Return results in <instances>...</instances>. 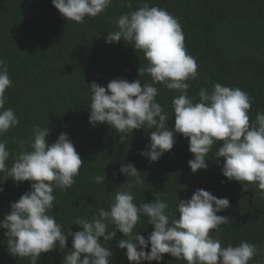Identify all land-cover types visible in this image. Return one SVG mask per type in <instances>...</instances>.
Listing matches in <instances>:
<instances>
[{"label": "trees", "instance_id": "obj_1", "mask_svg": "<svg viewBox=\"0 0 264 264\" xmlns=\"http://www.w3.org/2000/svg\"><path fill=\"white\" fill-rule=\"evenodd\" d=\"M127 7L122 0L111 5L96 17L84 18L83 23L66 20L52 0H0V59L5 61L12 81L5 91L4 108H11L19 125L10 128L0 140L7 141L10 151L9 167L22 150H30L33 125L48 127L49 144L61 132L67 133L83 164L75 183L66 190L54 189L55 217L65 235L82 230L73 224L77 217L93 218L101 207L109 210L115 193L127 187V176L120 172L122 164H133L145 182L132 189L138 206L152 202L156 194L169 207L166 213L172 220L179 218V200L190 199L197 189L209 191L217 198H227L230 206L217 215L229 217L219 230L210 231L219 238L222 247L236 246L241 241L256 245L261 255L248 264H264V192L255 182L229 180L222 174L224 158L213 153L222 145L218 141L209 152L207 169L193 173L188 161L194 157L189 151V140L175 134V143L155 162L140 154L150 144L149 132L141 127L133 132L118 134L107 122L93 126L89 122L90 83L107 87L118 78L129 82L140 79L152 83L147 73L140 76L138 69L148 66L144 53L121 39L106 43L108 32L118 30L116 20L125 12L137 10L143 3L166 9L178 19L184 36L186 53L195 58L198 79L186 81L188 95L199 101L200 89L212 90L216 83L240 88L251 97L248 110L250 122L258 112H264V0H130ZM158 89L156 100L168 112V126L174 128L175 114L172 100L180 93ZM123 136V142L120 141ZM25 141L21 148L20 141ZM105 173L104 183L94 177ZM2 175V174H0ZM0 187V220L11 211V203L30 190L31 182H14L8 178ZM249 192H252V196ZM149 219L141 214L134 231L147 239L153 231ZM109 224L108 230L114 229ZM7 230L0 228V264H30V258L14 256L7 247ZM124 235L116 231L109 241L102 238V246L109 247L113 256L109 264H131L126 249L117 246ZM72 236L67 237V248L43 253L37 264H63L64 256L72 250ZM135 242V240L133 241ZM150 248V244L148 246ZM146 248L145 251H149ZM160 262L141 261L140 264H187L170 254H162ZM83 259V254L81 255Z\"/></svg>", "mask_w": 264, "mask_h": 264}, {"label": "clouds", "instance_id": "obj_2", "mask_svg": "<svg viewBox=\"0 0 264 264\" xmlns=\"http://www.w3.org/2000/svg\"><path fill=\"white\" fill-rule=\"evenodd\" d=\"M111 3L112 0H52L66 20L77 23H83L86 16H98ZM124 3L132 7L130 0H122V7ZM116 24L118 30L107 33L106 43L123 39L142 51L148 66L139 67L138 72L140 76L149 74L152 83L118 78L104 87L93 81L89 84L92 93L89 122L93 126L107 122L118 134L132 133L141 127L154 129L149 132L148 150L140 152L150 162L170 151L175 134H182L189 140V151L194 154L188 161L193 173L207 169L209 152L222 141L213 153L217 159L224 158L222 174L229 180L255 182L264 192V112H258L255 121L250 122L251 97L240 88L220 83L211 91L202 87L198 102L189 97L190 85L186 81L198 79V65L186 53L178 19L166 9L143 3L137 10L122 13ZM157 83L180 93L172 100L175 114L172 129L168 126V112L156 100ZM11 84L5 61L0 59V136L20 122L13 109L4 108L5 91ZM32 132L30 150L20 151L11 167L6 163L10 157L7 141L0 140V184L8 178L17 183L31 182L30 190L11 203V211L0 220V228L7 230L10 254L30 258V264H37L41 255L54 250L57 243L61 249L67 248V237L72 236V250L64 256L63 264H109L113 251L102 246L100 240L113 239L117 230L125 237L117 246L126 249L131 264L160 262L165 253L187 264H248L262 254L247 241L222 247L220 239L210 235V231H218L221 224L228 223L229 217L217 215L230 206L227 198L197 189L190 199L179 200V218L171 222L166 213L169 205L160 198L165 193L156 194L152 202L135 204L132 189L143 184L145 178H141L140 171L131 163L120 167V172L127 176V187L115 193L109 210L99 208L91 220L77 217L73 224L82 226V230L68 231L65 235L55 217L49 215L56 199L53 193L54 189L66 190L75 183L74 177L83 161L67 133L61 132L49 144L48 127L33 125ZM123 139L120 135L121 142ZM24 144L21 140L22 149ZM94 180L104 183L105 173ZM3 190L0 187V192ZM141 214L153 225L147 239L134 231ZM109 224L115 226L111 231ZM149 244L150 251H145Z\"/></svg>", "mask_w": 264, "mask_h": 264}, {"label": "water", "instance_id": "obj_3", "mask_svg": "<svg viewBox=\"0 0 264 264\" xmlns=\"http://www.w3.org/2000/svg\"><path fill=\"white\" fill-rule=\"evenodd\" d=\"M250 193V192H249ZM251 195H252V192H251ZM149 249V251H150V248H148Z\"/></svg>", "mask_w": 264, "mask_h": 264}]
</instances>
